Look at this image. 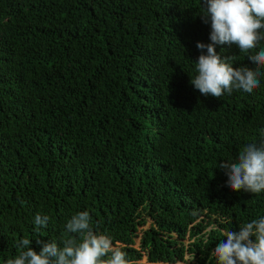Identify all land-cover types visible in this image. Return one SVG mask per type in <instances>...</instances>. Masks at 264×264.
Returning <instances> with one entry per match:
<instances>
[{"label": "trees", "instance_id": "1", "mask_svg": "<svg viewBox=\"0 0 264 264\" xmlns=\"http://www.w3.org/2000/svg\"><path fill=\"white\" fill-rule=\"evenodd\" d=\"M203 7L0 0V264L23 238L62 246L82 211L131 264H216L226 232L264 217V192L232 190L219 166L264 144V76L251 94L194 88ZM216 52L255 67L235 44Z\"/></svg>", "mask_w": 264, "mask_h": 264}, {"label": "clouds", "instance_id": "2", "mask_svg": "<svg viewBox=\"0 0 264 264\" xmlns=\"http://www.w3.org/2000/svg\"><path fill=\"white\" fill-rule=\"evenodd\" d=\"M203 9V21L211 23V43H197L202 54L195 62L198 75L191 77L190 83L204 96L219 98L233 91L251 94L264 76V49L252 54L264 40V0H207ZM217 44L237 45L255 67H234L231 61L235 57L222 59ZM205 48L207 54H203ZM219 166L226 170L227 186L232 190L264 192V144L248 143L238 158ZM49 221L48 215L34 218L37 230L47 228ZM65 232L70 235L62 246L53 240L39 253L30 246L32 240L23 238L16 244L18 254L5 264H131L127 253L108 235L94 230L87 211L68 219ZM225 237L226 242L221 240L212 252L216 264H264V217L240 224L238 234L228 231Z\"/></svg>", "mask_w": 264, "mask_h": 264}, {"label": "rangeland", "instance_id": "3", "mask_svg": "<svg viewBox=\"0 0 264 264\" xmlns=\"http://www.w3.org/2000/svg\"><path fill=\"white\" fill-rule=\"evenodd\" d=\"M151 221V219L150 218H148V222H150ZM139 236L138 237H135V241H134V246H138L139 245ZM115 245V244H114ZM116 246V245H115ZM185 258L187 259L185 262H183V264H192V261H190V258H189V256L188 255H186L185 256ZM146 260V257L145 256H143L142 257V261H145ZM180 263H182V262H180Z\"/></svg>", "mask_w": 264, "mask_h": 264}]
</instances>
